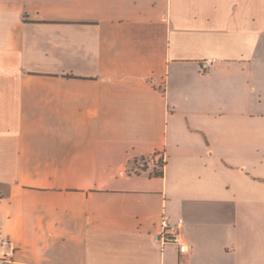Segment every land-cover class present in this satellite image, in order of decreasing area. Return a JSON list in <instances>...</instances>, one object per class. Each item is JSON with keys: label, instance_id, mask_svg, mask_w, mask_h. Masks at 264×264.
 <instances>
[{"label": "crops", "instance_id": "crops-1", "mask_svg": "<svg viewBox=\"0 0 264 264\" xmlns=\"http://www.w3.org/2000/svg\"><path fill=\"white\" fill-rule=\"evenodd\" d=\"M0 264H264V0H0Z\"/></svg>", "mask_w": 264, "mask_h": 264}, {"label": "built area", "instance_id": "built-area-1", "mask_svg": "<svg viewBox=\"0 0 264 264\" xmlns=\"http://www.w3.org/2000/svg\"><path fill=\"white\" fill-rule=\"evenodd\" d=\"M217 62L216 58L204 59L200 63L202 71H208L215 63ZM155 164L159 168V171L162 169V165ZM184 220L182 217L176 218L173 223L163 220L161 232H160V241L164 245L165 243H172L177 246L180 254H185L190 251L191 245L186 240L184 235Z\"/></svg>", "mask_w": 264, "mask_h": 264}, {"label": "rangeland", "instance_id": "rangeland-1", "mask_svg": "<svg viewBox=\"0 0 264 264\" xmlns=\"http://www.w3.org/2000/svg\"><path fill=\"white\" fill-rule=\"evenodd\" d=\"M139 162H140V163H139V164H140V168H141V167L144 168V165H145V164H144V163H145L144 158L141 159V161H139ZM159 163H160V162H159ZM155 164H157V161L154 162V166H153V170H152V171H154V172H159V168L156 167Z\"/></svg>", "mask_w": 264, "mask_h": 264}, {"label": "trees", "instance_id": "trees-1", "mask_svg": "<svg viewBox=\"0 0 264 264\" xmlns=\"http://www.w3.org/2000/svg\"><path fill=\"white\" fill-rule=\"evenodd\" d=\"M150 174L159 175L160 172H154V171H152V172H150Z\"/></svg>", "mask_w": 264, "mask_h": 264}]
</instances>
